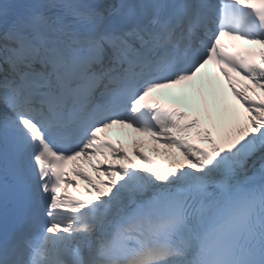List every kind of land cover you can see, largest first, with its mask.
<instances>
[{
  "label": "snow or ice",
  "instance_id": "obj_1",
  "mask_svg": "<svg viewBox=\"0 0 264 264\" xmlns=\"http://www.w3.org/2000/svg\"><path fill=\"white\" fill-rule=\"evenodd\" d=\"M0 264H264V0H0Z\"/></svg>",
  "mask_w": 264,
  "mask_h": 264
},
{
  "label": "bare ground",
  "instance_id": "obj_2",
  "mask_svg": "<svg viewBox=\"0 0 264 264\" xmlns=\"http://www.w3.org/2000/svg\"><path fill=\"white\" fill-rule=\"evenodd\" d=\"M245 84V83H244ZM219 85V84H216ZM242 85V84H241ZM219 95L222 99L230 102V103H234L235 101L232 99V97L226 96L225 91L223 89V86L220 84L219 85ZM259 91V90H257ZM117 132L120 134L121 136V140H122V146L124 148V150L129 154V156L135 160V157L132 156V147H133V143L132 141L135 139L137 140L139 143L137 144V146L139 147L140 151L143 152L145 155L148 156H153L154 159L158 160L161 164L164 165L165 168H168L170 165L177 163V162H183V157L179 155L178 152H176L175 149L171 150L172 152H175L176 155L170 156V155H166L165 151L162 147V145L159 144H153L152 142H150L148 139H146L145 137H142L140 134H129L127 131H121L117 129ZM156 147L159 149V152H153L152 148ZM102 159V157H98V156H94L93 157V163H97ZM108 160H114L113 157L108 156ZM117 163L123 162V161H116ZM137 163H139V161H136ZM80 169L84 172H86L88 175L92 176L93 180H96V176L97 174L95 172H93L92 168L90 167V165L82 160H78ZM69 179L71 181H73V183H75L76 187H72L71 185L68 187L67 191L73 193V195L76 196H81L84 198H91V196L94 195L93 192H89V191H85V189L88 187L84 180H82L80 177L74 175H69ZM100 179H104L106 180L107 177H104L102 174L100 175ZM101 187H103L101 185Z\"/></svg>",
  "mask_w": 264,
  "mask_h": 264
}]
</instances>
